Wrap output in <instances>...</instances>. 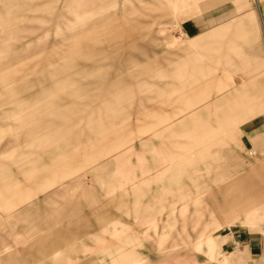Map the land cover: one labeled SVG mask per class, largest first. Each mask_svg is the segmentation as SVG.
Segmentation results:
<instances>
[{
  "label": "rangeland",
  "instance_id": "obj_1",
  "mask_svg": "<svg viewBox=\"0 0 264 264\" xmlns=\"http://www.w3.org/2000/svg\"><path fill=\"white\" fill-rule=\"evenodd\" d=\"M174 2L0 0V78L16 92L0 82V264H148L137 253L152 252L158 264L246 263L225 241L210 258L206 240L264 230V218L251 231L243 218L228 225L218 214L227 199L233 213L249 214L262 197L255 191L252 201V193L239 191L234 202L226 189L252 169L264 177L257 139L264 111L230 124L232 138L218 136V128L228 129V114L248 117L229 113L220 100L233 101L232 81L264 103V0ZM229 23L202 72L182 79L177 64L203 51L190 46L196 36L182 27L196 25L202 35ZM62 65L71 68L57 72ZM52 75L72 76L78 92L52 95ZM118 79L131 89L128 100L97 119L111 97L104 89ZM40 96L58 97L57 108L40 118L67 112L72 130L48 149L31 147L24 136L29 122L12 118V97ZM203 129L214 136L184 137ZM189 145L195 148L185 153Z\"/></svg>",
  "mask_w": 264,
  "mask_h": 264
},
{
  "label": "crops",
  "instance_id": "obj_2",
  "mask_svg": "<svg viewBox=\"0 0 264 264\" xmlns=\"http://www.w3.org/2000/svg\"><path fill=\"white\" fill-rule=\"evenodd\" d=\"M191 0H175L173 3V6L176 7L178 5L184 7L189 4ZM191 12H188V15ZM249 17H252V13L249 14ZM231 27V23L218 26L214 28L213 30L208 31L205 34L199 35L200 30L197 29L196 25L189 26V27H182L181 32L182 34L185 33L186 35H190L191 37L196 36L194 38L188 39V41L191 43L190 46L192 48H200L203 49L202 53H199V57H192L187 60H182L179 64L176 66L175 72H180L185 75H182V79L191 78L194 77L192 75H188V73L195 72H202L204 66L202 64L203 58H209L214 55L216 52V46L213 43L215 40L221 41L229 32ZM197 29V30H196ZM198 35V36H197ZM242 31H237L235 34L236 38H242L243 37ZM228 46L231 47V41L228 43ZM220 45L218 44V51H219ZM66 68H71L67 65H62L57 72H61L65 70ZM200 77V76H198ZM50 87L49 89L51 91V94H76L79 90V87L76 86L74 83V79H72V76L69 77H59L56 75L50 76ZM254 79V77L252 78ZM7 81V77L3 76L0 78V82L5 84ZM124 81L122 79L115 80L112 83L107 84L106 88L104 89L107 94H110V99L107 101H103L102 108L97 109V119H99V113L102 110L105 111H112L114 110L113 106L120 105L128 100L129 95L131 94V89L126 88L124 85ZM194 83H189V86ZM6 85V84H5ZM6 85V90L10 94L16 93L13 91V86ZM12 85V84H11ZM186 84L185 82H181L179 85L180 90H183L185 88ZM138 87V86H137ZM246 86H242V91L238 90V88L235 86V83L232 81L230 85V89L233 91V101L229 102V99L221 98L225 100V104L227 106H230L228 108L229 113H242L244 115H248V117L245 118V120H237V116H231L228 114V117H226L225 120V126L228 127V129H220L218 128V136L221 134L223 136L227 135L228 138H232L233 135L228 130L231 128L230 124L234 127L238 124L246 121L248 118H252L255 116H259L263 114L264 111V103L261 102V97L259 94H257L254 91H249ZM253 87V86H252ZM125 88L124 90H122ZM222 86L218 85L216 90L218 91V94L222 91ZM130 89V90H129ZM122 90V91H120ZM11 91V92H10ZM44 91V90H42ZM42 91L40 95L42 96ZM118 91H120L118 93ZM117 93V94H116ZM36 97L35 99H28V100H21L15 97H12L10 100L11 103L15 104L17 106V111L15 114L12 115V118L16 121L25 122L27 120L28 129L26 130L24 136L25 138L30 140V146L31 147H41L48 149L50 147L56 146L59 142L64 141L67 137H69L72 134V130L70 128V124L68 123V115L67 112H61V110H57L52 115H48L50 118L42 119L40 118V114L42 112H45V110L52 109V107L57 108L56 99L54 97H50L48 99L45 98ZM189 104V103H188ZM191 104L186 106V109L191 108ZM231 104V105H229ZM19 111V112H18ZM71 111V109L69 110ZM196 113L191 114L190 117H194ZM93 116V115H92ZM62 120V121H61ZM57 121H60L62 123H58ZM26 124V123H25ZM21 126H26V125ZM214 136V133L210 130H201L199 133L197 131L195 132H189L185 134L184 137H187L189 139L195 140L198 138L200 142L205 139L209 138L210 136ZM219 138V137H218ZM260 144L264 145V134L262 137H257ZM188 147V148H187ZM185 147V149L182 147L183 151L185 153L193 152L195 146L189 145ZM192 159L188 161V164L192 163ZM65 164V163H61ZM219 165V164H218ZM258 182H256V180ZM243 181H245V186H243ZM54 183V182H53ZM227 191L226 193L230 192L233 193V200L236 201L237 193L240 191H246L252 193L251 200L255 199V191H261L262 197L260 200H258V203L254 205H251V208L257 206L256 208H253L252 211L249 214L240 213L239 210L235 209L234 213L228 208V199L223 202V204L219 207L218 206V214L222 215L225 220H227L228 225H232L235 221L239 220L240 218H243L244 224L252 231L255 229V227L262 222L264 218V177L261 176L258 169H252L250 170L245 177L240 178L237 181L231 182L227 185ZM231 198V199H232ZM251 201V202H252ZM233 206V205H232ZM236 208H239L238 206H235ZM241 214L244 216H241ZM112 219H115L114 217L109 216L108 221H114ZM119 224L126 226L127 222L126 220L119 218ZM228 240L226 241L225 238H222L221 243H217L216 240L212 238H208L206 240V252L207 255L212 258L215 251L219 248H221V244L225 241V247L229 246L231 250L233 251H240V253L244 256V260L246 261L245 264H264V230L260 233H250L248 231H233L226 235ZM155 253H149L147 255L140 253L137 255H140L141 260L143 257H146V260L148 261V264H158V261H152V255ZM189 255L187 253H182V256ZM219 256L223 255L219 253ZM223 259H226L224 257ZM224 262V260H223ZM173 264V263H172ZM185 264V263H184ZM190 264V262L186 263ZM196 264H203L200 262H197Z\"/></svg>",
  "mask_w": 264,
  "mask_h": 264
}]
</instances>
